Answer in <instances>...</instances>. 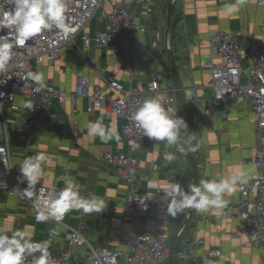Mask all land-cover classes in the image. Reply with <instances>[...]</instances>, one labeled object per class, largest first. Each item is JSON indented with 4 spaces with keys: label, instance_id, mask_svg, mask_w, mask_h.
<instances>
[{
    "label": "crops",
    "instance_id": "crops-1",
    "mask_svg": "<svg viewBox=\"0 0 264 264\" xmlns=\"http://www.w3.org/2000/svg\"><path fill=\"white\" fill-rule=\"evenodd\" d=\"M123 1L103 0L84 33L94 36L104 31L103 13L121 6ZM172 1L132 0L128 3L133 22L145 32H131L121 52L112 54L109 48L84 47L77 37L62 50L58 60L34 65L32 73H43L44 84L68 94L74 91L76 79L85 77L91 91L106 94L105 82L113 78L143 96H147L152 75L158 73L162 88L176 99L171 108L186 121L187 131L193 136L190 143L196 151H190V154L195 167L202 165V173L196 171L194 184L198 185L202 179L226 177L236 166L243 167L249 181L255 171L256 117L247 102H225L213 110L210 71L200 68L199 64L221 63V59L211 53L209 45L211 36L218 31L232 32L245 48L252 43L262 44L264 48V6H258L256 0H175L167 25V11ZM231 5H237L238 11L231 13ZM153 43L157 46L153 47ZM247 64L249 61L245 58L244 65ZM20 104L19 112L7 115L15 171L21 175L19 164L25 157L47 154L50 161L44 165V175L37 184L61 190L65 187L64 178L70 177L80 185L83 197L95 195L107 201L106 209L101 213L86 215L72 210L64 215L62 223L78 230L94 249L127 250L129 238L136 228L133 210L125 203L128 188L117 178L115 168L101 161L102 154L107 152H132V142L126 137L120 121L115 116H107L101 107L90 111L82 98L68 99L62 106L53 104L52 109L58 117L56 121L46 122L43 130L18 134V126L26 112L25 102L20 101ZM101 109L103 124L115 123L119 142L105 143L99 137L88 135L87 125L101 118ZM14 126L16 137L13 140ZM183 139H189L187 133ZM140 146L135 168L138 197L157 191L148 184L163 188L169 183H179L187 188L190 169L187 146L185 152L180 153L175 146L148 137ZM166 153H172L175 158L168 160ZM0 196L6 200L0 203V229H32L34 241L50 242V254L68 247L65 227L52 222L37 224L31 208L20 205L16 198L3 192ZM225 199L229 203L219 216L214 211L197 213L192 210L184 238L180 245H175L173 259L163 264H182L184 260L187 264H261L260 255L248 245L242 223L236 216L238 191ZM252 199L253 196H249L248 200ZM167 203L154 206L140 219L147 232L164 240L170 248L186 213L171 216L167 213ZM53 232L55 235L51 234ZM7 234L11 235V232ZM69 250L73 263H90L87 248Z\"/></svg>",
    "mask_w": 264,
    "mask_h": 264
},
{
    "label": "built area",
    "instance_id": "built-area-1",
    "mask_svg": "<svg viewBox=\"0 0 264 264\" xmlns=\"http://www.w3.org/2000/svg\"><path fill=\"white\" fill-rule=\"evenodd\" d=\"M114 7L109 12H104L106 29L97 32L94 36L84 33L96 13L100 10L103 0H67L65 23L69 26L68 32L57 28L43 31L24 45L13 49V59L0 71V193L14 197L22 206L32 209L34 222L44 224L52 222L56 226H63L67 248L61 249L57 254H50V264H76L71 261L72 253L69 248L88 249L91 255L90 263L84 264H163L168 261L170 248L167 243L146 231L141 215L148 213L154 206L161 202H168L165 198L166 187L148 184L149 188L157 190L155 193L146 194L140 198L136 195L135 168L138 164V154L141 142L146 138L131 119L138 102L157 95L162 97L165 107H171L176 99L162 88L160 75L154 73L148 86L147 96L126 88L121 82L110 78L106 80L108 92L102 94L96 90L91 91L85 77L76 79L75 89L68 94L52 85L42 84L37 92L36 83L28 77L34 65L44 62L54 63L60 57L62 50L77 37L84 47L97 46L109 48L112 54L124 49L126 37L131 32H145V29L133 22L128 11V3ZM175 1V0H173ZM258 6H264V0H256ZM11 10L13 7L8 0H0V8ZM72 29H75L72 31ZM7 30L0 31L6 35ZM209 45L211 53L221 59V63L201 62L200 68L210 71V87L212 89V109L225 102H247L255 115L256 148L253 156L254 174L238 191L239 202L237 218L242 223L247 237L248 245L260 255V263L264 264V48L262 44H250L245 48L232 32L218 31L214 33ZM153 47L157 44L153 43ZM166 49H170L166 44ZM247 58L249 64L244 65ZM188 97H190L188 92ZM86 100L89 110L95 107L104 109L107 116H115L121 123L126 137L138 147L131 153H104L101 161L115 168L117 178L127 186L125 197L126 206L133 210L136 228L129 238L128 249L125 251H109L107 248H92L83 235L62 221L50 218L44 222H37L38 207H43L42 201L48 197L53 188L37 184L34 189H27V181L18 174L12 163L10 150V137L7 115L17 113L22 109L20 101L32 102L33 108H26L23 118L18 126V134H27L31 130H43L48 121H56L57 114L53 111V104L62 106L69 99ZM156 170V169H155ZM196 171L202 173V165L196 166ZM41 189L44 191L41 192ZM55 191H60L54 188ZM32 192L30 196L28 193ZM249 196H253L249 201ZM39 198V200H38ZM86 228V226H85ZM197 242V241H196ZM36 256L39 253L35 254ZM31 257L26 264H30ZM182 264H187V262Z\"/></svg>",
    "mask_w": 264,
    "mask_h": 264
},
{
    "label": "clouds",
    "instance_id": "clouds-1",
    "mask_svg": "<svg viewBox=\"0 0 264 264\" xmlns=\"http://www.w3.org/2000/svg\"><path fill=\"white\" fill-rule=\"evenodd\" d=\"M13 7L11 10L0 8V31L7 30L6 35H0V71L13 59V49L24 45L35 35L57 28L62 32H68L69 26L65 23L67 0H8ZM229 11H238L237 5L229 6ZM75 29H72L74 31ZM28 77L39 86L44 82V74L40 72L28 73ZM3 93H0L2 96ZM25 108L32 109L33 103L27 102ZM2 108V105H0ZM101 118L87 125L88 135L107 143L110 140L120 141V134L113 123L106 126ZM131 119L141 132L142 136L154 139L157 142H165L167 146H175L176 150L184 153L186 146L189 151H196L191 146L192 133L188 132L186 121L177 116L171 107H165L162 97L146 98L138 102L137 108ZM189 139H183L184 134ZM132 147H138L136 142ZM198 147V146H197ZM168 160L175 157L172 153H166ZM50 161L45 153L35 156H27L20 165V173L23 180L27 181V189H34L44 175V165ZM248 173L242 166H236L232 173L226 177L220 176L212 179H202L199 184H189L187 191L179 183H169L164 190L165 198L168 199L167 213L175 217L186 210H195L197 213L214 211L221 215L229 203L225 196H232L247 184ZM65 187L60 191L53 188L48 197L42 201L43 207H38L37 222H44L50 218L61 221L64 215L72 210L82 211L88 215L93 212L101 213L106 209L107 201L101 197L92 195L85 198L80 194V185L73 178H64ZM44 190L41 189V192ZM30 196L32 192L28 193ZM39 200V198H38ZM11 232V235L7 233ZM55 235V232L51 233ZM34 230L0 229V264H26L31 257L30 264H50L48 251L49 241H34ZM39 253L38 256L35 254Z\"/></svg>",
    "mask_w": 264,
    "mask_h": 264
},
{
    "label": "water",
    "instance_id": "water-1",
    "mask_svg": "<svg viewBox=\"0 0 264 264\" xmlns=\"http://www.w3.org/2000/svg\"><path fill=\"white\" fill-rule=\"evenodd\" d=\"M172 4H173V1L170 3V5L168 7V11H167V20H168L167 25H169ZM168 50L170 51V49H168ZM188 155H189V158H190V169H189V175H188L189 184H194V160H193V157L191 156L189 150H188ZM191 215H192V210L188 209L186 211V214H185V217H184V219L182 221V224L180 225V228H179V230H178V232H177V234H176L175 238L173 239V242H172V244L170 246V256H169L170 261L174 257V249H175V245H176L177 239L179 238V236L182 233V231L188 225V223L190 221V218H191Z\"/></svg>",
    "mask_w": 264,
    "mask_h": 264
},
{
    "label": "trees",
    "instance_id": "trees-1",
    "mask_svg": "<svg viewBox=\"0 0 264 264\" xmlns=\"http://www.w3.org/2000/svg\"><path fill=\"white\" fill-rule=\"evenodd\" d=\"M170 22V21H169ZM173 26H172V24H170V28H172ZM195 176H196V167H195V162H194V178H195ZM186 187H188V184H187V186ZM186 189V191H187V188H185ZM187 211V210H186ZM186 213V212H185ZM187 227V226H186ZM186 230V228L183 230V232L180 234V236H179V238L177 239V243H176V247L178 246V245H180L181 244V241H182V239L184 238V235H183V233H184V231ZM166 263V262H165Z\"/></svg>",
    "mask_w": 264,
    "mask_h": 264
},
{
    "label": "rangeland",
    "instance_id": "rangeland-1",
    "mask_svg": "<svg viewBox=\"0 0 264 264\" xmlns=\"http://www.w3.org/2000/svg\"><path fill=\"white\" fill-rule=\"evenodd\" d=\"M15 126L13 127V132H12V139L14 140V138L16 137V130H15ZM6 200L2 197V196H0V203H3V202H5Z\"/></svg>",
    "mask_w": 264,
    "mask_h": 264
}]
</instances>
